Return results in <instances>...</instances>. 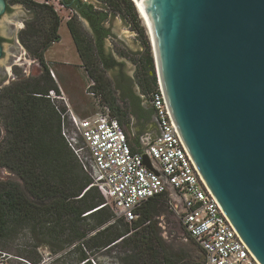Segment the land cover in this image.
<instances>
[{
  "label": "water",
  "instance_id": "1",
  "mask_svg": "<svg viewBox=\"0 0 264 264\" xmlns=\"http://www.w3.org/2000/svg\"><path fill=\"white\" fill-rule=\"evenodd\" d=\"M133 1L185 151L232 230L264 264V0ZM7 7L0 0V19ZM4 53L0 43V60ZM144 161L160 173L146 153Z\"/></svg>",
  "mask_w": 264,
  "mask_h": 264
},
{
  "label": "trees",
  "instance_id": "2",
  "mask_svg": "<svg viewBox=\"0 0 264 264\" xmlns=\"http://www.w3.org/2000/svg\"><path fill=\"white\" fill-rule=\"evenodd\" d=\"M104 1H101L104 10L99 21L90 12H82V17L91 24V32L82 27L79 15L69 20L67 26L82 66L95 82L89 92L103 96L124 126L128 112L119 103L124 97L116 96L107 76L109 70L123 63L105 50V39L113 35L105 22L121 13L125 20H131L139 37H143L144 30L139 25L132 0ZM12 2L22 3L28 9L30 17L20 31L19 39L29 55L42 66L43 72L22 78L4 89L7 103L1 104V109L6 112L8 139L0 144V153L16 163L14 169L24 181L32 200L21 198L11 186L0 192V233L13 235L21 225H40L44 236L61 240L62 229L69 227L76 239L68 252L73 254L70 264H98L94 257L101 252L113 254L115 264H205V255L200 247L178 251L162 235L157 217L170 208V194L150 198L138 209L139 217L127 222L116 216L109 206L99 205L90 199L83 192L88 185L75 183L43 168L68 163L75 155L62 137L60 122L22 117L16 106L20 98L33 100L53 89L61 92L45 58L46 51L61 40V20L51 5L33 0ZM109 5L114 9L112 14L106 9ZM146 47L144 52L136 53V60L139 81L149 94L156 79L154 58L147 42ZM119 74L122 75L123 70ZM63 110L66 109L63 107Z\"/></svg>",
  "mask_w": 264,
  "mask_h": 264
},
{
  "label": "built area",
  "instance_id": "3",
  "mask_svg": "<svg viewBox=\"0 0 264 264\" xmlns=\"http://www.w3.org/2000/svg\"><path fill=\"white\" fill-rule=\"evenodd\" d=\"M33 1L47 5L54 3ZM55 1L65 7L61 0ZM154 68L156 82L149 93V102L155 111L159 134L147 138L141 150L132 148L124 126L103 96L90 92L95 109L84 115L73 110L65 95L57 96L54 89L47 94L53 102L59 97L67 106L64 111L55 105L61 120V134L91 177L87 189L96 188L106 199L102 206H109L127 222L139 217L138 209L144 202L168 193L170 208L179 215L186 238L194 240L204 252L205 264H257L189 159L168 113L155 62ZM50 71L56 79L55 72ZM94 84L91 79L86 90ZM145 153L160 173L145 164ZM169 185L173 186L176 198L171 195Z\"/></svg>",
  "mask_w": 264,
  "mask_h": 264
},
{
  "label": "rangeland",
  "instance_id": "4",
  "mask_svg": "<svg viewBox=\"0 0 264 264\" xmlns=\"http://www.w3.org/2000/svg\"><path fill=\"white\" fill-rule=\"evenodd\" d=\"M49 1L54 2L51 6L56 8V10H54L60 17V35L62 39L61 42L53 44L49 48V59H47L45 55L46 63L55 73L58 72L61 77V81H63L66 86L71 88V82H73V80L78 81L79 76L83 78L85 85H87L91 78L88 73L87 79L84 77V70L86 71V69L82 66L81 59L79 60L76 45L67 26V22L70 17L76 16L75 10L57 4V1L55 0ZM88 1L98 6H101V3L105 2L104 0ZM133 4L135 6L134 2ZM102 6L105 7V5ZM106 9L111 14L114 13V9L111 5L106 6ZM135 11L139 25L144 30L145 36L143 35V37L138 36V32L133 29L134 24L131 20H125L121 13H116L115 16L105 22V26L110 28L113 33L111 37L105 39V50L108 53H112L117 61L123 63L122 66L109 70L107 72V76L112 81V87L116 96L120 98V96H122V89L118 85L116 74L123 70L128 77L134 78L132 80V84L134 82L136 94L139 96L141 102L145 105H149V94L145 92L141 82L139 81L138 62L136 60L138 55H136V53L139 51L144 52L147 49L146 42L149 43V46L150 42L136 6ZM29 17L30 14L24 4L14 3L12 0H9V10H7L6 14L0 19V36L3 38L2 43L6 51L4 57L0 60V94H2L0 98V144L8 139L6 130L7 124L5 119L6 112L1 109V104L7 103V98L4 97L5 87L11 86L13 82H17L22 78L38 76L41 72L39 63L29 55L23 45L21 46L16 43L19 39V33L22 30L20 29V26L24 25L23 27H25L26 20ZM79 20L82 27L87 32H91L89 22L80 16ZM20 56L23 57V60L21 61L19 60ZM55 56L63 59L55 58ZM56 60H58V62ZM53 61L55 62L54 64H52ZM82 67L84 69H82ZM82 70L83 75L81 72ZM54 80L61 91L60 93L56 92L57 96L64 95L61 85H59L55 78ZM87 91L88 94L85 95L86 100L72 99L71 101L76 108L80 107L78 110L84 108V111L82 110L81 113L84 115L89 114L95 109L94 97L90 95L89 89H87ZM53 100L54 102L52 99L47 97V95L35 97L33 100L20 98L17 103L16 110L19 115L25 118L44 120L48 122H61L55 105H58L61 110H63V107L67 109V106L59 97H56ZM119 103L128 112L124 124V129L128 135V131L130 130L128 122L131 120L132 100L131 98L124 97L123 101H119ZM2 155H4V153H0V192L11 186V188L15 189L17 194L21 196V198L27 199L29 197V199L32 200L31 196L25 189L24 181L14 169L16 163L9 157L4 158ZM43 168L50 171L52 174L69 178L75 183H83L88 186L91 184V177L89 173L83 170L80 162L75 157L68 163L47 165L43 166ZM87 188L88 187H86L83 192L86 193L90 199L99 205L106 202V199L99 194L96 188ZM157 218L160 222L162 235L176 250L192 251L199 247L194 240L186 238L181 219L171 208L163 211V213ZM14 231L15 233L13 235L0 233V264L71 263L73 254L70 255L68 252L72 243L76 239L73 231L69 227L62 229L63 236L61 240H54L44 236L40 225L31 226L29 224H24L19 226ZM94 258H96L98 264H115L116 262L113 254L108 252L97 253Z\"/></svg>",
  "mask_w": 264,
  "mask_h": 264
},
{
  "label": "crops",
  "instance_id": "5",
  "mask_svg": "<svg viewBox=\"0 0 264 264\" xmlns=\"http://www.w3.org/2000/svg\"><path fill=\"white\" fill-rule=\"evenodd\" d=\"M61 42V41H60ZM59 43V42H58ZM56 44V43H55ZM50 49L46 51V58L49 59L48 57V52ZM55 58L58 59H63L55 56ZM80 60V57H79ZM58 62V60H56ZM55 62L53 61L52 64ZM81 65V64H80ZM82 69H84L82 67ZM83 75V70L81 71ZM56 74V80L58 81L59 85L62 87V91L64 95L68 98V101L70 103V106L73 108V110L76 113L81 114L82 110L84 111V108H81L78 110L80 107L76 108L72 103V99H85L86 100V86L85 81L81 76H79L78 81L73 80L71 82V88L66 86L63 81H61L60 75L57 73ZM84 77L87 79V72L84 70ZM83 106V105H82ZM85 106V105H84ZM128 126L130 127V130L128 131V138L130 141V144L132 147L136 148L137 150H141L144 147V141L147 140V138L151 137L154 138L159 134V126L155 124L149 116H146L143 114V112L138 111V113H131V120L128 122Z\"/></svg>",
  "mask_w": 264,
  "mask_h": 264
},
{
  "label": "flooded vegetation",
  "instance_id": "6",
  "mask_svg": "<svg viewBox=\"0 0 264 264\" xmlns=\"http://www.w3.org/2000/svg\"><path fill=\"white\" fill-rule=\"evenodd\" d=\"M61 1L65 4L66 7H69L70 9H74L76 15H79L80 17H82V12L84 10H86V11L90 12V14H92L93 16H96L97 21H99V19H100L101 11L104 10L103 7L95 5L88 0H61ZM86 1H88L89 3L88 4L85 3ZM7 4H8L7 10H9V3L7 2ZM72 18H73V16L70 17L69 20H71ZM89 24H90V22H89ZM90 27H91V24H90ZM23 28L24 27L21 26L20 29H23ZM91 29H92V27H91ZM109 37H111V36H109ZM2 39L3 38L0 36V43L3 45ZM60 41H58V42H60ZM58 42H55V43H58ZM16 43H17V41H16ZM17 44H20L22 46L21 42L17 43ZM3 47H4V45H3ZM4 55H5V53H4ZM34 62H36V61H34ZM40 71H41L40 72V74H41L43 72V68L41 65H40ZM133 79H134L133 77H128L124 72L122 75H120L119 73L116 74V80L118 82V85L122 89V96H124L125 98H131V100H132V104H131L132 112L138 113V111H141L146 116H149L151 118V120L155 124L158 125L156 115H155V111H154L153 107L151 106L150 102H149V105L143 104L141 102L139 96L136 94V90H135L136 88L134 86V82L132 84Z\"/></svg>",
  "mask_w": 264,
  "mask_h": 264
},
{
  "label": "bare ground",
  "instance_id": "7",
  "mask_svg": "<svg viewBox=\"0 0 264 264\" xmlns=\"http://www.w3.org/2000/svg\"><path fill=\"white\" fill-rule=\"evenodd\" d=\"M133 1V0H132ZM134 2V1H133ZM19 60L21 61V60H23V57L22 56H20V58H19ZM10 70V69H9Z\"/></svg>",
  "mask_w": 264,
  "mask_h": 264
}]
</instances>
